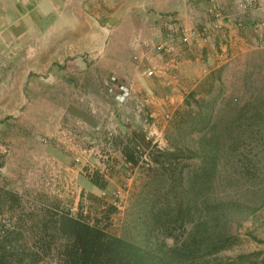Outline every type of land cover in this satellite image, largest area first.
<instances>
[{
    "label": "rangeland",
    "instance_id": "obj_1",
    "mask_svg": "<svg viewBox=\"0 0 264 264\" xmlns=\"http://www.w3.org/2000/svg\"><path fill=\"white\" fill-rule=\"evenodd\" d=\"M106 4L0 0V246L8 263L63 264L65 218L144 251L180 245L195 229L205 242L214 231L235 242L216 257L204 244L200 262L260 252L259 263L264 80H238L230 64L171 92L160 77L143 76L125 16ZM111 76L132 85L129 101L108 94ZM203 162L213 168L208 184L197 181Z\"/></svg>",
    "mask_w": 264,
    "mask_h": 264
},
{
    "label": "crops",
    "instance_id": "obj_2",
    "mask_svg": "<svg viewBox=\"0 0 264 264\" xmlns=\"http://www.w3.org/2000/svg\"><path fill=\"white\" fill-rule=\"evenodd\" d=\"M106 1L109 9L114 8L125 16L133 52L139 51V43L156 39L173 22L190 29L204 23L214 8L223 12L226 17L223 30L205 46H193L181 52L175 70L170 69L168 75L159 78L160 84L171 92L183 90L185 82H194L195 77L199 79L219 66L230 64L236 65L238 80L250 78L254 85L264 80V0Z\"/></svg>",
    "mask_w": 264,
    "mask_h": 264
},
{
    "label": "trees",
    "instance_id": "obj_3",
    "mask_svg": "<svg viewBox=\"0 0 264 264\" xmlns=\"http://www.w3.org/2000/svg\"><path fill=\"white\" fill-rule=\"evenodd\" d=\"M123 157L131 165L138 163V159L128 152H124ZM211 161L212 159L210 164ZM204 163L197 175V181L208 184L213 178V168H211L212 171L206 170L209 162H206L203 167ZM90 183L100 189L104 187L98 179H92ZM61 226L69 239V244L64 251L63 264H264V257L258 263L257 256L260 252L239 255L235 259H228L225 263L218 260L215 258L216 255L229 249L235 239L212 231L211 234L214 237H209L210 240L205 238L203 242L197 236L195 226V230L188 233L187 238L180 245L175 244L169 248L164 245L163 250L158 252L144 251L123 239L108 236L98 226L90 225L79 218H65ZM206 243L208 247L211 245V252L206 254L207 257H215L213 260L207 259L205 262H200L201 256L198 257L197 252ZM8 257L10 254L0 246V264H9ZM18 263L21 264V261Z\"/></svg>",
    "mask_w": 264,
    "mask_h": 264
},
{
    "label": "built area",
    "instance_id": "obj_4",
    "mask_svg": "<svg viewBox=\"0 0 264 264\" xmlns=\"http://www.w3.org/2000/svg\"><path fill=\"white\" fill-rule=\"evenodd\" d=\"M226 17L219 8H214L204 23L184 29L174 22L154 40H144L134 52V60L143 63V76L161 77L176 66L179 54L193 46H205L208 40L223 30ZM155 59L158 61L155 62ZM106 90L114 101L122 104L130 100L133 87L115 76L108 78Z\"/></svg>",
    "mask_w": 264,
    "mask_h": 264
}]
</instances>
